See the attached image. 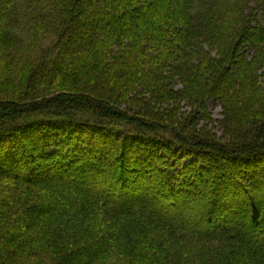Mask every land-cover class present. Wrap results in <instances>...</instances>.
I'll use <instances>...</instances> for the list:
<instances>
[{
  "label": "trees",
  "instance_id": "trees-1",
  "mask_svg": "<svg viewBox=\"0 0 264 264\" xmlns=\"http://www.w3.org/2000/svg\"><path fill=\"white\" fill-rule=\"evenodd\" d=\"M253 227L264 0H0V264H264Z\"/></svg>",
  "mask_w": 264,
  "mask_h": 264
},
{
  "label": "rangeland",
  "instance_id": "rangeland-1",
  "mask_svg": "<svg viewBox=\"0 0 264 264\" xmlns=\"http://www.w3.org/2000/svg\"><path fill=\"white\" fill-rule=\"evenodd\" d=\"M44 45L46 46L47 44H44ZM41 47H42V46H41ZM37 51H38V49H37ZM180 105H181V111H185V110L188 111V110H189V108L183 106L182 103H181ZM205 106L207 107V111H208L209 114H210V119L212 120L211 123H213V122L215 121V122L213 123V125H216V124H217V120L222 119L220 105H219L218 103H216L213 99L208 98V99L206 100V105H205ZM199 112H201V111H198V113H199ZM185 114H186V113H185ZM191 120L194 121V118H192ZM206 123H207V121L204 122V121H201V120H200V121H198L197 127H201V125L206 124ZM213 132H215L217 136L220 135V131L217 130V128H214ZM241 221L244 222V221H245V218L242 217ZM236 228L239 229V230L242 231V232L246 231L242 224H241V225H238ZM259 229H260V228L256 229V228L253 227L252 230H254V231H253L252 235L249 236V237H250V238H253V237H259L260 239H262L264 236H263L262 232H257V231H259ZM260 230H261V229H260ZM260 246H261V245H260ZM262 246H263V245H262ZM111 264H119V261H114V262H112Z\"/></svg>",
  "mask_w": 264,
  "mask_h": 264
}]
</instances>
